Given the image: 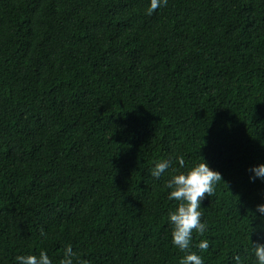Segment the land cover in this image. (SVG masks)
<instances>
[{
	"label": "trees",
	"instance_id": "trees-1",
	"mask_svg": "<svg viewBox=\"0 0 264 264\" xmlns=\"http://www.w3.org/2000/svg\"><path fill=\"white\" fill-rule=\"evenodd\" d=\"M149 5L0 0V264L66 246L74 264H180L167 181L203 158L223 179L190 251L257 264L264 0Z\"/></svg>",
	"mask_w": 264,
	"mask_h": 264
},
{
	"label": "clouds",
	"instance_id": "clouds-1",
	"mask_svg": "<svg viewBox=\"0 0 264 264\" xmlns=\"http://www.w3.org/2000/svg\"><path fill=\"white\" fill-rule=\"evenodd\" d=\"M167 3L168 0H150L147 14L151 15L158 8L166 6ZM176 160L179 167L183 168L185 163L183 157H177ZM171 165V159L158 161L150 174L159 178ZM249 172L250 180H264V162L253 165ZM222 179L220 171L211 168L203 158L202 162L188 168L185 172L174 174L167 181V187L171 189L168 193V199H175L178 202L175 210L168 214V220L172 225V244L184 253L180 264H204L203 258L199 254L190 251L191 241L194 231L200 234L206 231L207 225L201 220V202L206 194L209 197L212 196L215 184ZM256 212L264 220V203L256 206ZM261 228L264 229V224L261 225ZM252 230L254 229L252 228ZM197 247L200 250L207 249L209 247L208 241L206 239L200 240ZM253 248L257 264H264V243L257 242L253 244ZM73 255L71 246H66L64 258L61 259L60 264H74ZM234 259L236 264H240L239 256L234 257ZM15 260L18 264H52L48 254L43 250L39 252L38 256L34 254L17 255ZM80 264H84V262L80 261Z\"/></svg>",
	"mask_w": 264,
	"mask_h": 264
}]
</instances>
